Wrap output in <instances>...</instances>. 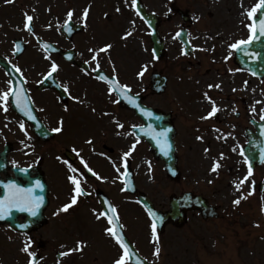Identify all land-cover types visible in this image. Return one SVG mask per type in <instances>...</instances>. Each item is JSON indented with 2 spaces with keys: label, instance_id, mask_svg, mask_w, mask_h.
Here are the masks:
<instances>
[{
  "label": "flooded vegetation",
  "instance_id": "1",
  "mask_svg": "<svg viewBox=\"0 0 264 264\" xmlns=\"http://www.w3.org/2000/svg\"><path fill=\"white\" fill-rule=\"evenodd\" d=\"M139 1L153 14L154 21H141L132 0H122L120 15L135 17L140 28L142 70L147 66L143 103L168 116L161 131L168 130L175 159L170 173L166 164L158 161L149 180L152 187L139 188L135 195H129L119 177L126 168V149L121 147V141L131 132L133 113L114 102L116 98L109 87L95 78L97 61L99 71L116 75L111 57L98 53L101 45L96 46L97 29L83 25L77 54L83 66L67 64L55 72L62 96L49 89L39 91L37 82L51 70L54 57L38 51L37 39L52 43L53 36L35 27L23 30L17 23L6 26V9L0 0V59L16 71L19 69L27 96L46 128H61L53 131L51 141L38 148L37 138L14 115L9 101L6 112L0 106V199L6 192L5 185L33 187L39 175L47 186L42 220L37 222L38 213L33 217L13 209L5 219H14L18 228L0 222V264H29L31 257L22 251L26 243H30L35 264H56L53 257L57 264H115L123 251L106 232L113 227L108 223L111 207L116 209V228L148 264H208L212 251L221 248L234 250L241 264H264V78L260 71L264 37L246 49L230 47L248 39L252 20L247 12L259 0ZM260 18H264V10L257 13V21ZM153 24L164 47L159 62L153 60L152 54ZM59 33L62 36L60 30ZM16 39L25 43L18 58L11 52ZM93 55H97L96 60ZM247 58L259 59L257 74L245 67ZM157 73L167 77L170 84L161 96L150 91V76ZM9 88L11 81L0 66V95ZM205 93L219 109L207 119L203 117L208 116L212 104ZM151 99H160L163 104L153 106ZM9 118L24 124V130L14 134L13 127L5 122ZM16 135L30 141L23 143ZM252 141L254 153L249 151ZM189 158L200 163L188 164ZM217 162L220 167L213 172ZM249 164L252 175L237 190L236 184L247 176ZM69 165L77 171L72 172ZM127 170L132 172V160L128 158ZM69 176L79 180L85 194L64 212L61 209L75 195ZM140 195L147 198L163 221L157 231L158 242L152 236V222L138 203ZM242 196L246 198L239 205L233 203ZM173 208L178 212L172 213ZM251 237L255 242L246 243ZM78 245L82 247L76 256L78 261L70 259L71 254L60 255ZM157 247L158 257L154 255ZM55 248L59 250L54 254ZM126 264H130L128 260Z\"/></svg>",
  "mask_w": 264,
  "mask_h": 264
},
{
  "label": "rangeland",
  "instance_id": "2",
  "mask_svg": "<svg viewBox=\"0 0 264 264\" xmlns=\"http://www.w3.org/2000/svg\"><path fill=\"white\" fill-rule=\"evenodd\" d=\"M4 2L8 3V5H5V9L8 11L5 20L6 26L12 23L22 24V21H26V17L23 16L22 13L31 12L33 24L35 27H37L39 32L45 33L47 30L48 35L53 36V41L55 44L63 48L73 47L76 51H78L81 46V37L78 35L75 36L72 40V43L68 44L59 35L57 31L58 27L62 25L63 22L68 18L69 12L73 13L71 21H73V23L80 24V22H82L81 18H83V16H80V12H84L87 7H92L89 8V13L86 20H88V24L93 31L94 29L98 30L96 46L111 42V62H114L115 67L118 70L119 79L124 81L127 80L128 84L132 85L135 91H139L142 88L145 77L144 75H139L141 72L142 61L144 60L143 53L141 52V37L140 33H138L140 28L136 22H134V18L128 15V13L120 15L121 11H117V9H120L122 6V0H104V6L102 9L99 8V5L97 6L99 9L95 8L97 2L99 4V0H11V2L6 0ZM104 14H107V16L109 15L110 21L107 17L103 18ZM98 26H101V30L98 29ZM129 32H131L132 35L125 38L126 33ZM149 103L153 106L163 104L160 99H151L149 100ZM166 108L171 107L166 106ZM15 131L16 130L14 127V132ZM18 137V139L21 141H27L23 139V136ZM134 140L135 139L133 138V141ZM133 141L130 139L129 145L122 143L121 147L126 149L129 148L130 151L132 149V145H136L135 150L132 151L135 178L137 179L141 190L145 188H151L152 185L149 180H151V177L154 174V167H156V165L152 161L150 162L145 158L143 145L141 143H134ZM183 156L184 155H182V157ZM187 163L199 164L200 161L196 158H189ZM158 177L159 175L157 176V179ZM53 203V207H55L56 203ZM75 220L76 223H78V219ZM245 242L253 244L255 240L253 237H251L246 239ZM58 250L59 249L55 248L54 254ZM212 252V257L209 259L208 264L242 263V259L240 257L238 258L237 253L234 250H223L221 248L214 249ZM76 256H78L77 252H71L70 259L74 257L73 261H78ZM53 260L57 264L55 257H53ZM65 262L66 261L63 263ZM66 263L68 264V262Z\"/></svg>",
  "mask_w": 264,
  "mask_h": 264
},
{
  "label": "snow or ice",
  "instance_id": "3",
  "mask_svg": "<svg viewBox=\"0 0 264 264\" xmlns=\"http://www.w3.org/2000/svg\"><path fill=\"white\" fill-rule=\"evenodd\" d=\"M8 2H11V0H8ZM127 2V0H126ZM137 0H132V6H136ZM120 9L118 8L117 11ZM261 10H264V0H259L258 3L255 4L254 7L251 8L247 12V16L252 20V23L248 25L250 35L247 40H240L237 43H233L230 45V47L234 50H239L242 47L246 49L249 45H251L254 41L258 40L260 37H264V18H260L258 21L256 19L257 13L261 12ZM137 15H139V9H136ZM73 13L69 12L68 13V20H71ZM26 16V23H25V28H27L29 31H31V21L33 20V17L30 15L25 14ZM83 16L86 19L88 16V9H85L83 12ZM150 23V22H148ZM67 27V25H66ZM71 27H68V31L71 32ZM258 34V35H257ZM128 36L132 35L131 32L127 34ZM180 33H177V36H179ZM127 38V37H125ZM19 48V46H17ZM47 47V46H46ZM112 45H107L104 48H101L99 52H107L108 49H110ZM91 51V50H90ZM187 54V53H184ZM98 55V53H97ZM97 55H93L92 59L96 60ZM99 62L97 61L96 64V69L99 70ZM147 70V66L144 67V69L139 73L140 76H143L144 71ZM19 71V69H17ZM58 71V65L53 63L51 66V71L48 73L49 76L52 75V73ZM100 79H104L108 85H109V92H117L120 95L124 96L128 101L132 104L135 105L136 101L135 98L128 96V92L131 90L126 86V85H120L118 81L114 80H109L107 77H100ZM209 87H213L212 85H209ZM215 87L219 88V85H215ZM67 91V89H65ZM13 96L15 98L16 106L26 115L28 116L29 119H34L31 113V108L30 104L28 102V97L25 95V90L24 89H17L13 90L9 88L8 91L3 92L2 95H0V102H2L3 109L6 112L7 109V104L9 101V97ZM205 98L209 100V102L212 104L211 111L209 112L207 117H203L204 119L210 118L211 116H214L219 109L216 107L215 102L211 100V97L208 96L207 93H205ZM118 103L119 101H114ZM141 111H144V114L147 116H151L152 113L148 112L146 110L141 109ZM264 118V117H262ZM21 129L24 128V124H20ZM119 127H123L122 124L119 125ZM151 129V126H149ZM55 132L61 131V128H56L53 129ZM167 131L164 130L161 132H156L154 129H151L149 132H147V135H150L153 140L156 141V143L160 146L161 150L164 152L165 155L168 154L170 151V144L168 143L167 139ZM139 141H137L138 143ZM88 143H91V141H88ZM136 145H132V149L128 152L124 153V161H125V167H127V158L132 155V151L135 150ZM78 154V153H77ZM84 163V166L88 168V165L86 162L83 160L81 161ZM66 163V162H65ZM220 167V164L217 162L213 165L212 171L216 172L217 169ZM69 168L72 172H76V168H72L69 165ZM119 171V169H117ZM20 171H27L26 169H21ZM89 172H92L91 168H88ZM95 175V173H93ZM252 175V167L249 164L248 167V174L245 176L241 181H239L236 184L237 190L240 189L241 185L245 183L248 180V177ZM125 176H127V173H125ZM68 179L71 181V183L74 185V193L75 195L72 196L71 202L69 204L64 205V207L61 209V211L67 212L69 208H71L73 205L77 203V197L85 194L79 180L75 176H69ZM6 192L3 196V199H0V219H5L6 216H11L12 215V210L16 209L20 212H28L30 213L33 217H35L38 213V210L41 206L42 203V197H39L36 195V190L41 188V185L39 184V181L35 183L33 187L29 188H22L17 184H8L5 185ZM251 194V193H249ZM246 197H241L233 201L234 204L239 205L241 203V199H244ZM111 211V216H108V223L113 225V227H108L106 229L107 234L114 238L116 243L123 249V255L115 261V264H126V261L129 258V248L128 245L124 243L123 237L120 235V232L116 228V221H117V214H116V209L114 207L110 208ZM149 215L154 216L155 214L149 211ZM99 219V217H97ZM21 227H24V225H21ZM151 229H152V236L155 241L158 242L159 237L157 236V219H153V222L151 224ZM30 248V243H26L25 246L23 247L22 251L27 253L31 259L29 260V264H35V255L34 253L29 251ZM75 251H82V247L78 245V247L71 249L67 252H62L60 253L61 256H67L70 255L71 252ZM154 255L157 257L160 255V248L157 247L155 249ZM139 264V261L137 262Z\"/></svg>",
  "mask_w": 264,
  "mask_h": 264
},
{
  "label": "water",
  "instance_id": "4",
  "mask_svg": "<svg viewBox=\"0 0 264 264\" xmlns=\"http://www.w3.org/2000/svg\"><path fill=\"white\" fill-rule=\"evenodd\" d=\"M141 12V15H142V11ZM68 27H71V32L68 31ZM80 31V28L77 27V26H73L70 22L67 24V27L65 26L64 28V32L68 35V38L71 39V37L75 34V33H78ZM156 43V41H155ZM43 45V48L48 51V52H56V53H59L60 55H62V57L65 59V60H72L73 58V52H66V53H62L60 50L54 48V46L52 45H48V44H42ZM47 46V47H46ZM157 49L159 50V52L161 51V47L159 45L156 46ZM262 62H264V59H262ZM158 79V78H157ZM165 86V80L162 79V80H156V82L153 83V90H155L156 92H160L161 90H163ZM119 94V93H118ZM120 95V94H119ZM135 98V105L130 103L128 101V99L124 98V97H120L121 100H123L125 102V105L128 104L127 106L131 109H134L138 116L140 118H144V114L143 112L144 111H141L142 106H140V98L139 97H134ZM146 118L148 119L149 123L152 124L153 122L154 123H157L155 124V127L157 129H160V128H163V125H159V123L163 122L161 121L162 118H158V120L155 122L153 121L155 119V117L153 116V114L151 116H146ZM154 118V119H153ZM159 122V123H158ZM40 127V126H39ZM145 130H143L142 128H138V129H135L134 132H135V135L137 136V138L139 140H143L144 136H145V133H144ZM37 132H38V136L40 137V139H44V140H47V138H49L48 136H43L44 133H46L45 130L43 129H40V128H37ZM169 136V135H168ZM147 137V135H146ZM150 139H151V142L152 144L155 146L154 148L158 150V147H160L156 142L155 140L152 139V137L149 135ZM168 139V143H169V140H171V138L167 137ZM151 145V147L153 146ZM171 146V144H170ZM170 150H171V147H170ZM154 153H155V157L157 156L156 154H158V151L156 150H153ZM161 156V155H159ZM162 156H164V159L166 160V163L169 164V165H173V154L170 153V151L168 152L167 155H165L164 153H162ZM40 195V194H39Z\"/></svg>",
  "mask_w": 264,
  "mask_h": 264
}]
</instances>
